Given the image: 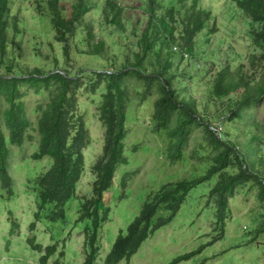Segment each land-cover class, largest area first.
<instances>
[{
    "label": "trees",
    "instance_id": "1",
    "mask_svg": "<svg viewBox=\"0 0 264 264\" xmlns=\"http://www.w3.org/2000/svg\"><path fill=\"white\" fill-rule=\"evenodd\" d=\"M16 1L0 0V99L9 103L2 108L0 102V214L9 202L15 208L25 199L31 219L22 232L8 208L3 239H26L13 242L39 252L46 264L52 256L60 261L66 249L55 232L78 226L84 264H96L100 238L117 212L108 205L110 190L128 200L132 166L154 141L163 143L157 153L167 162L191 165L190 176L174 182L153 176L154 184L162 183L157 189L148 183L105 264L129 261L148 237L188 210L189 201L206 196L203 211L217 219L220 237L230 200L244 206L251 197L252 206L264 208V0H223V18L237 11L249 19L241 39L252 52L245 58L233 47L238 27L220 32L217 9L203 0H29L35 27L20 17V7L12 10ZM82 47L104 63L78 65ZM30 95L38 123L23 133L31 123ZM11 169L22 172L21 183ZM122 188L128 192L118 195ZM246 223L248 231L254 224L246 242L256 249L264 219ZM46 232L51 243L43 246ZM13 242L5 241L7 250Z\"/></svg>",
    "mask_w": 264,
    "mask_h": 264
},
{
    "label": "rangeland",
    "instance_id": "2",
    "mask_svg": "<svg viewBox=\"0 0 264 264\" xmlns=\"http://www.w3.org/2000/svg\"><path fill=\"white\" fill-rule=\"evenodd\" d=\"M205 5H210L217 10V24L220 31L224 30L222 22L224 18L223 7L225 2L223 0L218 2H213V0H203ZM32 2L29 0H17L16 4L12 6L13 11H17L20 7V17L24 18L28 24L35 27V20L29 16L31 10ZM26 6L29 10H25ZM14 16L11 14L10 17ZM246 27V26H245ZM95 32L98 33L99 38L106 37L99 34L98 24H95ZM130 34V29L127 31ZM112 38H116L117 34H111ZM108 42L109 39H108ZM233 46L235 51L241 55L243 52V58L245 54L252 51L251 47L246 45H241L238 40ZM110 45V44H109ZM107 44L105 46V53H108L110 47ZM89 47H82L79 49L81 54L77 53L76 63L78 65L88 64L91 66H96L97 64L104 63L103 59L94 57L93 54L87 53ZM79 55V56H78ZM236 54L232 55V58ZM204 94V90L201 91ZM26 101L29 103L26 106V117L30 120V124L23 129V133L29 130L37 128L38 117L33 112L35 105H33L34 96L30 95ZM0 102H4L3 98ZM9 103L4 102L2 108H8ZM34 134V132H33ZM139 134L129 137L132 141ZM151 139V138H149ZM163 146V143L159 141H154L151 143L152 151L148 154L141 153L140 161L137 160L132 166L131 172L134 171V182L129 184V197L128 200L125 197L114 196L117 193L115 189L110 190L111 194L108 198V205L117 210L114 216H110L109 221L106 225V231L102 239V245L98 251V256L96 264H105L104 258L106 257L111 245L117 236L119 230H125L129 222L138 213L139 207L141 206L142 199L145 192L148 190V183H152L150 187L157 189L158 185L162 181H158L154 184L156 179L153 176H157L158 180H163L166 182L168 180L174 182L176 180L182 179L184 177L190 176L191 165L186 167L181 162L170 163L164 159V156L157 153V149ZM11 149L15 150V146L12 144ZM17 151V150H16ZM31 154V152H29ZM24 153L18 154L16 160L19 162V158L23 156ZM21 164V162H20ZM141 167L138 168V165ZM11 174L17 183L23 181L22 172L15 169H11ZM175 175V176H174ZM171 176V178H169ZM83 182H80V184ZM18 186L20 184H17ZM118 195L125 194L128 190L118 189ZM192 200L198 198L197 194H193L190 197ZM236 198V197H235ZM136 199V201H135ZM206 196L202 197L199 202H187L184 205L185 209L182 214L177 215V217L171 221L169 225H166L153 233L152 236L148 237L146 241L142 243L140 249L134 254L129 261H122L118 264H168L174 258L182 256L184 254L191 253L198 250L200 247L202 249L193 258L182 261L179 264H264V232L260 233L256 237V242L259 243L258 248L254 249L250 244L246 242L247 239L253 237L255 233L254 224L251 223L250 230L244 229V225H247V221L257 217L258 221L264 219V214L261 212L264 208L257 210V206H252L253 199L250 197V202L244 206L240 203L241 201L236 199L230 200L229 202V212L225 216L224 221L227 224L226 230L223 232V236L220 237L221 233L215 232L217 219H213L211 216H207L206 212L203 211L204 204L206 202ZM18 207L13 208L9 202V207L2 208V214H0V250L3 252V258L0 264H40L39 254L37 252L31 251L25 248L23 244H16L13 241L21 239L22 242L26 243V239L20 238L18 235H8L7 238L3 239L2 234L7 235L9 231V226H7V217L5 213L8 208H12L21 222V231L27 232V224L31 219L29 207V200L19 199ZM76 217V216H75ZM74 217V218H75ZM240 219H244L240 221ZM112 221V222H111ZM241 225V226H240ZM38 228V226H37ZM243 229V230H241ZM245 231H247L245 233ZM84 233L78 226H67L63 230H57L55 236L61 241L67 240L65 243L60 245V250H64L63 244L66 245L65 251H63L64 256L61 257V264H84L86 259L85 254L82 252V242ZM252 235L251 237L246 236V234ZM40 237V235H39ZM6 240H11L10 250H6L4 243ZM101 240V238H100ZM234 241V242H233ZM50 242L49 234L43 236V246H46ZM231 244V245H230ZM32 249V248H31ZM231 250V251H229ZM76 251V255L73 253ZM12 252L14 254H12ZM14 257H12V256ZM23 258V260L21 259ZM13 259L12 261H10ZM54 258H49L48 262H53ZM207 260V261H206ZM206 261V262H205ZM205 262V263H203Z\"/></svg>",
    "mask_w": 264,
    "mask_h": 264
},
{
    "label": "clouds",
    "instance_id": "3",
    "mask_svg": "<svg viewBox=\"0 0 264 264\" xmlns=\"http://www.w3.org/2000/svg\"><path fill=\"white\" fill-rule=\"evenodd\" d=\"M229 4V3H228ZM230 5V4H229ZM203 6H205V7H208L209 8V6L208 5H203ZM228 18V20H227V24H226V27L224 28V30L223 31H233L234 30V27H238L237 28V30L235 31V33H234V37H233V39H232V41H233V43H234V45L236 44L235 42H236V40H238L239 42H240V44L241 45H246L247 47H249L248 46V44L245 42V44H244V42H243V39H241V37L243 36V34H244V31H246L248 28H249V19L248 18H246V17H244L243 16V14H240V13H238L237 11L236 12H230L227 16H225L224 17V20L225 19H227ZM246 26V27H245ZM220 32H222V31H220ZM231 41V42H232ZM252 52V51H251ZM248 53H250V51L248 52ZM247 53V54H248ZM241 54H243V52L241 53ZM247 54H245V56L247 55ZM245 56H244V58H245ZM197 89H199L198 87H197ZM202 90H204L203 88H201V91ZM204 92H206L205 90H204ZM205 94V93H204ZM153 100V98L152 99H150V101H152ZM214 126H218V124H214ZM212 129H215L214 127H211ZM259 209H261V208H259ZM244 227V229H247L246 227H245V225L243 226ZM245 233H246V231H245ZM5 245H4V247H5V249H6V243H4ZM12 244V243H11ZM60 245H62V242H60ZM102 245V240H100V243H99V247ZM11 246V245H10ZM101 248V247H100ZM11 248H9V250H10ZM7 250V249H6ZM12 250V249H11ZM31 251H33V250H31ZM35 252V251H34ZM39 253V252H38ZM3 252L0 250V256H1V260H2V258H3ZM51 258H55V256H52ZM13 259H11L10 261H12ZM60 260H61V258H60ZM54 261V260H53ZM38 263H40L41 264V262H40V256H39V261H38ZM51 263H53V262H51ZM51 263H49V262H47L46 264H51ZM61 264L60 263V261L58 260L57 262H55L54 261V264Z\"/></svg>",
    "mask_w": 264,
    "mask_h": 264
}]
</instances>
